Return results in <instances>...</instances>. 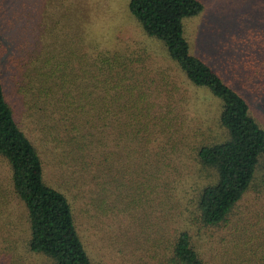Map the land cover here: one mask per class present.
<instances>
[{
    "label": "rangeland",
    "instance_id": "1",
    "mask_svg": "<svg viewBox=\"0 0 264 264\" xmlns=\"http://www.w3.org/2000/svg\"><path fill=\"white\" fill-rule=\"evenodd\" d=\"M200 1L203 10L183 20L192 53L215 71L225 67L238 76L260 66L264 60V0ZM128 2L0 0V77L16 120L39 150L45 182L69 201L76 232L94 264H167L182 229L189 232L205 264H263L264 191L257 181L227 222L202 228L182 223L192 186L195 189L213 178L212 171L202 169L194 158L193 146L201 137L197 132L226 136L215 117L219 101L185 78L162 43L143 32ZM23 49L80 59L81 69L96 51L118 52L156 84L163 77L166 83L175 84L165 89L167 96L172 95L173 107H182L183 96L186 103L183 111L174 112L171 127L153 138L148 136L141 145L139 123L119 114L117 125L130 134L123 133L120 142L104 137L106 163L101 157L90 159L91 150L84 158L78 155L72 160L65 156L59 136L44 140L33 115L24 112L15 90V61ZM234 58L237 66L231 64L229 69ZM232 86L248 99L264 125V95L256 96L236 81ZM55 124L47 117L44 126L53 132ZM9 174L6 163L0 161V264H52L48 257L27 248L26 209L11 193Z\"/></svg>",
    "mask_w": 264,
    "mask_h": 264
},
{
    "label": "trees",
    "instance_id": "2",
    "mask_svg": "<svg viewBox=\"0 0 264 264\" xmlns=\"http://www.w3.org/2000/svg\"><path fill=\"white\" fill-rule=\"evenodd\" d=\"M128 9L143 32L162 43L185 78L194 86L206 88L219 101L215 117L226 136L217 138L201 130L193 146L195 160L202 169L211 170L213 178L195 189L192 186L193 194L188 192L191 196L185 206L187 216L182 220L185 226H219L229 220L238 201L256 181L264 191V125L248 99L232 86L236 81L256 96L264 95V60L262 68L254 66L249 74L245 71L238 76L225 67L215 71L204 58L192 53L183 20L203 10L200 0H129ZM25 49L15 61L16 93L44 140L59 136L69 159L78 155L84 158L91 150L90 159L101 157L106 163L109 155L104 150V137L120 142L128 131L117 125L119 114L139 123L141 145L148 136L153 138L171 127L174 112L183 111L186 103L183 94L182 107H173L169 100L172 95L167 96L165 89L175 84L166 83L165 77L156 84L118 52L96 51L81 69L80 59L66 60L62 55L56 58L55 54ZM231 64L236 68L235 58L228 63L229 69ZM47 117L56 123L53 132L44 126ZM184 137L190 139L189 135ZM0 161L8 166L11 193L26 209L28 250L48 257L52 264H94L76 232L69 201L43 178L39 150L16 120L1 77ZM171 248L167 264H205L185 229L178 232Z\"/></svg>",
    "mask_w": 264,
    "mask_h": 264
}]
</instances>
